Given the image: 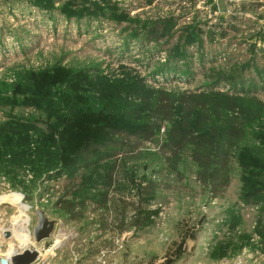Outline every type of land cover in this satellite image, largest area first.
<instances>
[{
    "label": "rangeland",
    "instance_id": "374dc122",
    "mask_svg": "<svg viewBox=\"0 0 264 264\" xmlns=\"http://www.w3.org/2000/svg\"><path fill=\"white\" fill-rule=\"evenodd\" d=\"M147 88L264 102V0H0V228L12 233L0 253L26 243L25 216L36 242L37 209L57 221L52 236L76 246L95 219L120 228L135 206L143 226L115 229L126 233L130 264H217L252 248L256 234L264 252V194L262 204L240 200L264 186V118L247 128L238 154L246 169L235 165L217 197L188 160L179 174L165 173L157 155L164 128L157 144L143 142L132 161L122 157L111 183L114 159L98 162L101 150L92 149H117L120 140L107 130L99 136L94 117L103 109L105 126L115 115L136 125L155 96ZM70 112L80 116L72 124ZM150 181L159 183L154 195L140 198ZM18 195L30 209L22 211ZM81 203L85 217L74 222L66 211Z\"/></svg>",
    "mask_w": 264,
    "mask_h": 264
},
{
    "label": "trees",
    "instance_id": "16d2710c",
    "mask_svg": "<svg viewBox=\"0 0 264 264\" xmlns=\"http://www.w3.org/2000/svg\"><path fill=\"white\" fill-rule=\"evenodd\" d=\"M146 91L154 93L155 96L149 105H144L145 115L137 119L139 123L136 125L122 123L123 120L117 119L118 115H115L112 118L114 123L105 126V121L102 119L106 116L104 110L99 111L100 116L95 115L94 119L101 118L96 127L99 136L103 135V130H107L109 136L113 135L120 140L114 142L117 149L93 147L92 151L107 150L106 155L99 151L95 160L99 162L107 158L114 159L110 174L112 183L117 178V173L126 164L125 161L122 162V157L132 161L133 155L136 157L141 155L142 143H156L155 138L158 132L164 128L166 129V140L161 144H156L158 146L157 155L162 158L165 173L179 174L181 162L188 160L194 166L193 174L196 181L210 195L217 197L231 183L235 165L246 169L240 163L241 159L238 158V154L241 151L248 126H256L264 118V102L255 97L232 95L222 91L174 93L166 90L154 91L148 88ZM124 108L129 109L128 105H124ZM135 111L142 112L139 109ZM79 117L78 113L70 112L69 124L78 121ZM61 139L64 138L61 137ZM88 140L90 139L86 141ZM75 148L77 154L78 151L80 153L86 149L77 146ZM84 153L86 157H89L87 150ZM158 186V182L150 181L140 188L138 193L140 198L141 195L153 196ZM246 189L245 187V191ZM263 192L264 186L254 192H242L240 200L248 204L259 203ZM101 204L105 205V203ZM84 205L86 204L72 205L69 208L72 212L67 210L66 213H69L71 219L75 220L85 217L80 209ZM135 208L138 209L136 216L127 224L124 223L125 220L121 221L122 228L124 225L135 229L143 226L144 218L141 215V207L135 206ZM119 226L120 224L114 228L120 230Z\"/></svg>",
    "mask_w": 264,
    "mask_h": 264
},
{
    "label": "built area",
    "instance_id": "2783aa9c",
    "mask_svg": "<svg viewBox=\"0 0 264 264\" xmlns=\"http://www.w3.org/2000/svg\"><path fill=\"white\" fill-rule=\"evenodd\" d=\"M97 209L99 208L91 210L89 218L94 216L92 220L99 216L96 214L99 211ZM76 221L77 220H74V222ZM256 224L257 223H255V225ZM92 225L93 230L97 233V235L93 236L94 231H90L92 236L90 234L89 236L81 237L80 242L76 246L74 242H67L65 237L55 238L52 234L48 239L41 242H35L32 239V242H34L33 249L38 252V257L32 264H82L83 254L87 251L90 244L96 240V236L98 239L102 238L107 242V244L98 251L89 264H117V259L120 257V254L124 249L123 239L125 234L118 236L120 235L119 232L113 228L116 227L114 222L105 223L95 219ZM92 225L89 227L92 228ZM260 225H262V223H260ZM0 231V247H3V241H7L12 238L11 235L9 238H5V233H12L8 228L0 229ZM46 240H48V242ZM251 242L254 245L252 248H245L242 254L236 258L223 257L217 264H264V252L262 250L263 245L260 242V237L256 234L252 237ZM109 243L110 245H108ZM27 246L29 248L32 247L31 243ZM24 249L25 246L17 245L15 246V253H21ZM5 254L6 251L0 253V257L8 256H5Z\"/></svg>",
    "mask_w": 264,
    "mask_h": 264
},
{
    "label": "water",
    "instance_id": "95a60500",
    "mask_svg": "<svg viewBox=\"0 0 264 264\" xmlns=\"http://www.w3.org/2000/svg\"><path fill=\"white\" fill-rule=\"evenodd\" d=\"M38 216L37 224L33 230V236L36 242H41L48 239L53 233L56 225V220H50L43 210L37 209ZM10 232L5 233V238L10 237ZM38 257V252L35 249H24L21 253H15L10 258L0 257V264H32Z\"/></svg>",
    "mask_w": 264,
    "mask_h": 264
},
{
    "label": "crops",
    "instance_id": "0c3cea01",
    "mask_svg": "<svg viewBox=\"0 0 264 264\" xmlns=\"http://www.w3.org/2000/svg\"><path fill=\"white\" fill-rule=\"evenodd\" d=\"M263 194H264V192H263ZM264 196V195H263ZM261 201V200H260ZM259 203H261L262 204V202H259ZM259 203H257V204H259ZM114 228V227H113ZM115 229H117V228H114V230ZM132 229H135V228H132ZM124 234L126 235V233L124 232ZM123 234V235H124ZM124 235V236H125ZM131 236V235H130ZM94 242H97V243H94ZM94 242H92L91 244H90V246L88 247V249H87V251L86 252H84V254H83V259H82V264H89L91 261H92V259H93V257L98 253V251L102 248V247H104V246H106V244H107V242L106 241H104L102 238H100V239H97V240H95ZM126 244H129V241H127L126 242ZM108 245H110V243L108 244ZM107 245V246H108ZM126 246V245H125ZM125 248V247H124ZM126 253H128V251H126ZM134 253V252H133ZM132 259V257L131 258H125V249L122 251V253L120 254V257H118V263L117 264H130L127 260H131Z\"/></svg>",
    "mask_w": 264,
    "mask_h": 264
},
{
    "label": "bare ground",
    "instance_id": "6f19581e",
    "mask_svg": "<svg viewBox=\"0 0 264 264\" xmlns=\"http://www.w3.org/2000/svg\"><path fill=\"white\" fill-rule=\"evenodd\" d=\"M10 197H12V196H10ZM15 197V200H16V202H21V200H22V197H21V195H18V196H14ZM20 205V207H21V209H22V211H27V209L29 208L28 206H26L23 202L22 203H20L19 204ZM16 220V219H15ZM28 223H29V217L28 216H25L24 217V219H22L21 220V230H22V233L23 234H25L26 236H24L23 238H24V240L26 241V243H20V245H23V246H25V249H28L29 247L27 246V245H29L30 243H31V245H32V247H31V249H33V247H34V242H32V239H31V231L30 230H28V228H27V226H28ZM0 229H3V228H0ZM15 248V247H14ZM10 254V255H9ZM13 254H15V249H11L10 250V248L6 251V254H5V256L6 255H8V256H6L7 258H9V257H11Z\"/></svg>",
    "mask_w": 264,
    "mask_h": 264
},
{
    "label": "clouds",
    "instance_id": "9594fccd",
    "mask_svg": "<svg viewBox=\"0 0 264 264\" xmlns=\"http://www.w3.org/2000/svg\"><path fill=\"white\" fill-rule=\"evenodd\" d=\"M10 255V254H9Z\"/></svg>",
    "mask_w": 264,
    "mask_h": 264
}]
</instances>
